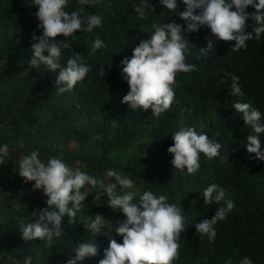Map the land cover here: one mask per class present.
I'll use <instances>...</instances> for the list:
<instances>
[{
    "label": "trees",
    "instance_id": "16d2710c",
    "mask_svg": "<svg viewBox=\"0 0 264 264\" xmlns=\"http://www.w3.org/2000/svg\"><path fill=\"white\" fill-rule=\"evenodd\" d=\"M138 2L98 0L94 6H84L82 15L99 12L104 18L103 25L91 33L76 30L73 41V48L85 54L93 69L73 90L59 93L56 71L44 65L29 68L31 44L36 42L32 35L42 31L37 27V6L24 0H0V143L10 146V156L0 165V264H23L28 254L33 255V264H64L78 242L89 239L99 245L98 254L80 264H98L113 237L123 241L114 229L94 235L79 222L80 217L101 213L116 225L125 215L103 199L93 200L95 192L90 186L92 193L83 202L78 223L68 224L65 217V230L51 248L40 238L24 240L18 218L30 217L34 209L46 206L43 190L34 189L35 182H25L17 172L19 159L30 148H39L42 157L62 153L71 166H80L105 182L114 180L106 177L105 169L115 168L131 175L140 191L151 188L166 194L187 217L180 258L174 264H205V256L207 264H223L228 256L238 264L244 255L251 256L255 264H264V160L251 158L255 153H248L245 144L251 126L232 107L240 99L264 112V38L250 39L247 49L236 51L234 40L218 38L206 24L189 31L187 60L196 68L177 74L176 99L156 117L151 108L137 111L122 102L130 85L123 79L119 62L124 56L131 57L135 43L148 35L144 28L153 23L176 20L186 28L187 22L178 15L186 6L178 0L177 10L171 13L159 0H150L155 7L140 18L134 8ZM71 7H80L78 0H72ZM247 11H255L254 6ZM248 23H253L251 17ZM96 36L108 46L89 56ZM209 38L215 50L204 55L200 49ZM70 51L66 50L65 59ZM102 67L103 77L99 75ZM229 73L240 76L246 96L231 95ZM113 119L118 122L115 128ZM191 125L223 145L221 155L210 160L202 153L201 168L194 174L174 168L173 154L167 151L174 143L171 134ZM213 182L229 190L235 207L215 225L217 237L209 242L194 224L205 216L210 218L220 206L207 205L202 193Z\"/></svg>",
    "mask_w": 264,
    "mask_h": 264
},
{
    "label": "clouds",
    "instance_id": "9594fccd",
    "mask_svg": "<svg viewBox=\"0 0 264 264\" xmlns=\"http://www.w3.org/2000/svg\"><path fill=\"white\" fill-rule=\"evenodd\" d=\"M97 2L78 0L80 7L73 9L72 0H24L27 5L37 6V27L42 30L40 34L34 32L32 35L36 42L31 44L33 54L29 68L39 69L44 65L46 69L56 71L55 84L59 93L73 90L93 69V65L86 62L85 54L73 48V41L77 39L76 30L91 33L103 25L102 13L82 15L86 11L84 6H94ZM159 3L167 12L174 13L178 8V0H159ZM183 3L185 10L178 15L187 22L186 28L176 20L153 23L150 28H144L148 35L135 43L131 57L124 56L119 62L123 79L130 85L122 102L128 103L134 110L151 108L152 115L159 117L172 107L176 99L177 74L196 68L187 60L189 42L186 37L189 31L198 30L200 25L206 24L218 38L234 40L232 49L236 51L242 47L247 49L250 39L264 38V0H183ZM250 5L255 11H247ZM154 7L150 0H139L134 5L140 18L146 17ZM249 17L253 20L251 25ZM107 46L104 39L96 36L88 55H94L98 49ZM66 50L71 51L65 59ZM210 50H215V47L209 38L207 46L200 51L208 55ZM104 74L102 67L99 75L103 77ZM228 75L231 76V95L246 96L240 76L235 73ZM232 107L243 113L246 125L251 126L245 143L248 153H255V157L251 158L264 160V149L261 147L264 112L250 101L240 99L234 101ZM117 123L115 119L111 121L113 128ZM171 135L174 143L167 151L173 154L171 164L176 169L183 171L186 168L189 174H194L201 168L202 153L209 160L221 155L222 143L215 137L210 138L207 132L198 131L194 125L181 127ZM9 156V144L0 143V165ZM17 172L25 182L34 181L32 187L42 189L46 196V206L34 209L30 217L18 218L24 240L40 238L46 247L51 248L55 238L65 230V217L68 224L78 223L83 202L92 193L88 190L90 186L95 192L93 200L103 199L113 210L125 214L116 225L101 213H95L94 217H80L79 222L94 235L114 229L123 237L122 242L114 237L110 240L98 264H174L180 258L181 232L186 228L187 221L185 210L170 202L164 193L157 194L151 188L140 191L131 175L107 168L106 177H113L114 180L105 182L104 178L80 166H71L62 153L42 157L39 148H30L19 159ZM202 193L207 205L220 206L215 208V214L210 218L205 216L194 225L197 233L207 235L209 242H214L217 237L215 225L234 209L235 200L229 196L226 187L216 182L205 187ZM98 251L99 245L93 239L80 241L74 254H69L64 264H80L86 257L97 255ZM207 260L205 256V264ZM23 264H33V255L28 254ZM223 264H234L232 256H228ZM238 264H255V261L251 256L244 255Z\"/></svg>",
    "mask_w": 264,
    "mask_h": 264
}]
</instances>
